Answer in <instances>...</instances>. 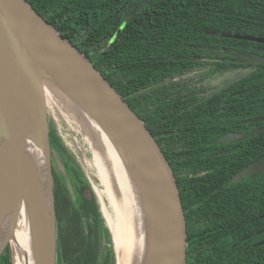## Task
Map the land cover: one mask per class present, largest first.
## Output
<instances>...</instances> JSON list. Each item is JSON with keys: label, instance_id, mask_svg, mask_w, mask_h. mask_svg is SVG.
<instances>
[{"label": "trees", "instance_id": "16d2710c", "mask_svg": "<svg viewBox=\"0 0 264 264\" xmlns=\"http://www.w3.org/2000/svg\"><path fill=\"white\" fill-rule=\"evenodd\" d=\"M27 1L91 61L128 105L146 120L149 97L164 91L168 86L163 83L170 78L207 65H211L205 72L207 78L216 77L232 67L255 69L230 88L183 113L187 118L200 113L203 119L214 117L232 121L230 126L215 127L210 135L207 125L193 129L191 138L195 140V147L199 141L204 147L208 140L218 139L228 132L247 134L262 128L251 138L241 140L249 149L216 158L224 161L226 171L233 163L229 174L221 177L210 173L202 178V186L210 188L205 189L204 197L209 195L210 201H213L215 180H223L217 193L221 200L230 202L231 210L223 213L220 225V220L214 219L209 212V220L202 229L195 223L190 225L188 214L185 216L189 244L187 264L226 263L227 257L221 253L217 257L211 252L205 253L202 260L195 252L197 242L201 241L198 239L201 230L208 228L210 233L216 234L221 225L225 232L222 242L226 250L232 251L230 264H264V172L230 183L235 174L264 155V121L242 123L264 116V65L232 64L225 60L243 59L224 53H254L264 57V45L220 36L228 33L264 37V0ZM214 59L218 61L206 62ZM154 85L158 86L151 88ZM233 92L239 93L234 95ZM171 118H176V114ZM59 138L52 125V144L66 162L62 174L69 179L74 195L59 188L55 191L58 264H115L113 242L96 196L80 165ZM175 177L185 212L182 180L180 176ZM199 187L194 186L185 199L195 198L199 191L201 197ZM188 203L187 209L193 217L196 204ZM103 238L106 246L102 254ZM209 255L214 258L210 259ZM0 264H11L8 247L0 256Z\"/></svg>", "mask_w": 264, "mask_h": 264}, {"label": "water", "instance_id": "95a60500", "mask_svg": "<svg viewBox=\"0 0 264 264\" xmlns=\"http://www.w3.org/2000/svg\"><path fill=\"white\" fill-rule=\"evenodd\" d=\"M220 36L264 45L262 36L228 33ZM224 53L242 57L253 65H264V57L257 54ZM254 71V68H246L226 73L219 79L226 82L211 95ZM48 94L71 117L68 118L76 125L80 141L89 149L93 164L92 149L82 132V128H90L88 119L106 136L129 175L144 215V251L140 264H186V223L181 197L160 143L145 121L92 62L42 18L27 0H0V229L7 222L8 232H13L20 212L26 210L34 263L58 264L59 229L52 162L60 155L51 140V126L56 120L51 115L49 121ZM263 121L264 116L242 123ZM260 131L262 128L247 134H226L218 142H239ZM30 145L43 153V181ZM71 145L86 176L82 167H86L85 152L75 144ZM263 172L264 155L235 174L230 183ZM70 190L74 195L72 187ZM102 216L104 218L103 212ZM114 224L115 219L113 227ZM107 228L113 242L115 264H119L114 228L111 230L108 225ZM9 241L6 236L0 242V256L9 247L11 264H14ZM105 246L103 238L102 254Z\"/></svg>", "mask_w": 264, "mask_h": 264}, {"label": "flooded vegetation", "instance_id": "af4514ba", "mask_svg": "<svg viewBox=\"0 0 264 264\" xmlns=\"http://www.w3.org/2000/svg\"><path fill=\"white\" fill-rule=\"evenodd\" d=\"M217 61L218 60L215 59L210 61L206 60V62L212 63ZM225 61L232 64H251L244 59H230ZM209 68H211V65H207L205 67H202L201 69L166 80L163 84L168 87L164 91L156 93L154 94V96L149 97L147 103L149 109L148 119L146 120L141 117L145 121L149 130L160 143L168 161L170 162L174 175L177 177H181V188L184 189L183 199L184 206L186 207L185 212L183 208L184 217L188 214V223L190 225H193V223H195L196 225H200L201 227L199 229H202L207 224V221L209 220V212L211 215L215 216L214 219L220 220V225V223L222 222L221 218H224L223 213H228L231 210L230 202L221 200L222 198L217 193L218 189L222 188L223 180H215L216 187H214L212 191L213 201H210L209 195L204 197L205 189L210 188H205L204 186H202V178L206 175H209L210 173H216L221 177H225L227 174H229V172L232 171L233 163H230V166L228 168L229 171H226L227 168L224 165V161L218 160L216 158L220 157L222 159V156H227L229 154L233 155L234 153L239 154L241 151L249 149L248 144H241L243 141L221 144L217 142L219 138L215 140H208V145L204 147L199 144L201 141L197 143L196 147L194 146L195 140L191 138L193 129L196 130L202 125H207L209 127V131H207V134L210 135L215 127H222L223 124H227L228 126H230L232 125V121L230 119L219 120L218 118L214 117H211L210 119H203L200 113H195L194 115H190L187 118L183 115V113L195 104L212 97L211 94L214 92V90L219 88L224 82H226V80L219 81V79L226 73L233 72L237 69H246L251 67H232L231 69L222 71L216 77L207 78L205 72H207ZM157 86L158 85H154L151 88ZM226 89H223L222 91ZM238 93L239 92H233L232 94L236 95ZM195 99L197 100L194 101ZM175 114L176 118L172 119L171 117ZM196 133L199 134V131ZM229 133L233 132H228L224 135ZM212 158L213 161H211ZM239 164L240 163H238V165ZM52 172L55 175L56 179L58 175L56 173L55 166L52 167ZM60 175L63 176V178H66L63 174ZM194 186L201 187H199L202 191L201 197L199 196L201 194L199 191L197 192L198 195L195 198L191 197L190 199H185V197H187L189 193L191 194V189L193 190ZM65 191L69 192L66 186ZM188 201L195 202L196 204V214L193 217L190 216V210L187 209V205L189 204ZM181 204L183 207L182 200ZM185 223L187 241L188 235L186 217ZM220 227L221 229H218L216 234L210 233L208 228H204V230H201L202 235L198 237V239H200L201 241L197 242L195 251L196 256H199L202 259L205 253L211 252V254L215 257H217L221 253L222 256L227 257L225 259L226 263L222 262V264H230L232 261V251L229 252V250L225 249V246L222 242V238L224 237L225 232L223 226L221 225ZM188 247L189 244L187 242L186 264ZM231 248H233V246H231ZM212 255H209L208 257H210V259L214 258Z\"/></svg>", "mask_w": 264, "mask_h": 264}, {"label": "bare ground", "instance_id": "6f19581e", "mask_svg": "<svg viewBox=\"0 0 264 264\" xmlns=\"http://www.w3.org/2000/svg\"><path fill=\"white\" fill-rule=\"evenodd\" d=\"M48 98L51 99L49 94L46 95V101ZM88 121L90 128L84 127L82 132L84 139L92 149L94 164L85 157L84 163L86 167L96 166L93 167L94 176L97 181L100 180L99 182L104 189H100L98 186H95L94 189L101 195L104 203L106 200H111L114 204L117 217L114 243L116 251L118 250L119 253V264H133L134 259L135 264H140L144 251V215L138 193L106 136L94 122L90 119ZM75 143L78 145L77 141ZM30 151L37 168L40 169L43 181L45 174L43 153L34 145H30ZM6 236H9L14 264H35L29 233V216L26 210L20 212L13 232H8L7 222L1 226L0 242Z\"/></svg>", "mask_w": 264, "mask_h": 264}, {"label": "rangeland", "instance_id": "374dc122", "mask_svg": "<svg viewBox=\"0 0 264 264\" xmlns=\"http://www.w3.org/2000/svg\"><path fill=\"white\" fill-rule=\"evenodd\" d=\"M53 103L54 102L50 98L47 99V104H48V108H49V112H48L49 121L51 122L52 116L56 120V123L54 122L55 125L52 124V123L51 124L55 128L57 136L60 137L59 138L60 141H62L63 144H66L68 146V149L70 151V152L68 151L69 154L77 162L79 161L78 164H80L81 161L79 160V158H75L74 157V154L76 155V157H78V155H77L74 147L71 145V143L76 145V143H75L76 141H77V144H78L76 146L77 147L79 146L78 149L82 150L83 153L85 152L84 153L85 157H88L89 159H91V155H90L89 149L87 148V146H85L84 144H82L80 142V136L78 135V133L76 131V125L71 123V121L68 118V117H70L68 115V113L67 112L64 113V111H62L59 106H57L55 103L54 104ZM55 116H56V118H55ZM63 160H61V158L58 155L53 159L52 167L55 166L56 173L58 175L57 178L55 179V175L53 174L54 194H55V191H57L58 188L65 191V186L68 188L69 193L71 192L70 188L72 187V185H71L69 179L68 178H63V176L60 175V174L64 173V171H65V169H64L65 167L63 166V164L66 163V162L63 161ZM91 162H92V160H91ZM82 167H83L84 172L86 174L85 177H86V179H87V181H88V183L90 185L91 191L93 192L94 195L96 193V200H97V203L99 204V207L102 209V212H103V215H104V218H105L104 221H106L108 227H110L111 230L114 228L113 229V239L115 241V235H116V233H115V225H116L117 217H116L114 204L111 202V200L108 201L106 199H105L106 201L104 203L101 195H99L95 191V189H94L95 186L100 187V189H104V187L99 182L100 180L99 181L96 180V178L94 176V171H95L94 168L91 165L87 166V167H84V165H82ZM72 190H73V187H72ZM73 193H74V190H73ZM67 199L69 200L68 196H67ZM111 207L113 208L114 211L112 210ZM114 219H115V224H114V227H113L112 224L114 222ZM9 252H10V256H11L10 248H9Z\"/></svg>", "mask_w": 264, "mask_h": 264}]
</instances>
